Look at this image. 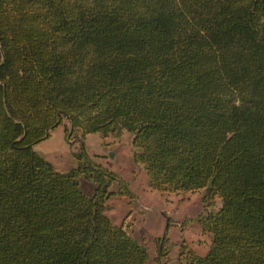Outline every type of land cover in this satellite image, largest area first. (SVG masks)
<instances>
[{
    "label": "trees",
    "instance_id": "1",
    "mask_svg": "<svg viewBox=\"0 0 264 264\" xmlns=\"http://www.w3.org/2000/svg\"><path fill=\"white\" fill-rule=\"evenodd\" d=\"M63 119L60 172L32 145ZM122 130L151 189L220 198L185 264H264V0H0V264L146 263L82 145Z\"/></svg>",
    "mask_w": 264,
    "mask_h": 264
},
{
    "label": "rangeland",
    "instance_id": "2",
    "mask_svg": "<svg viewBox=\"0 0 264 264\" xmlns=\"http://www.w3.org/2000/svg\"><path fill=\"white\" fill-rule=\"evenodd\" d=\"M64 127H69L66 119L32 145L60 172L80 161L75 155L80 151V142L75 138L77 132L65 135ZM131 137V133L122 130L118 136L101 137L98 132H90L82 138L87 156L119 179L108 185L111 194L104 202L105 214L145 247L148 253L145 264H185L187 249L203 255L211 234L200 222L206 213L218 208L220 198L217 194H207L205 188L177 192L151 189L144 167L132 159ZM77 180L81 190L90 195L94 183L81 175Z\"/></svg>",
    "mask_w": 264,
    "mask_h": 264
},
{
    "label": "water",
    "instance_id": "3",
    "mask_svg": "<svg viewBox=\"0 0 264 264\" xmlns=\"http://www.w3.org/2000/svg\"><path fill=\"white\" fill-rule=\"evenodd\" d=\"M108 154H109V156H111V153L110 152ZM206 189H208V187H206Z\"/></svg>",
    "mask_w": 264,
    "mask_h": 264
},
{
    "label": "crops",
    "instance_id": "4",
    "mask_svg": "<svg viewBox=\"0 0 264 264\" xmlns=\"http://www.w3.org/2000/svg\"><path fill=\"white\" fill-rule=\"evenodd\" d=\"M85 135H86V134H85ZM85 135H84V136H85Z\"/></svg>",
    "mask_w": 264,
    "mask_h": 264
}]
</instances>
